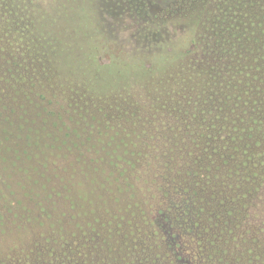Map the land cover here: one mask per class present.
<instances>
[{"label":"trees","instance_id":"obj_1","mask_svg":"<svg viewBox=\"0 0 264 264\" xmlns=\"http://www.w3.org/2000/svg\"><path fill=\"white\" fill-rule=\"evenodd\" d=\"M0 168L22 264H264V0H0Z\"/></svg>","mask_w":264,"mask_h":264},{"label":"rangeland","instance_id":"obj_2","mask_svg":"<svg viewBox=\"0 0 264 264\" xmlns=\"http://www.w3.org/2000/svg\"><path fill=\"white\" fill-rule=\"evenodd\" d=\"M169 1L171 0H156V2L159 3L169 2ZM112 134L109 133L108 135L111 142H114L112 141L113 137H115L119 142H122L124 140V139H120L123 138L122 133L120 135L117 134L118 136L114 133ZM133 138H135L138 147L140 148L145 147L140 137H136L134 134H130L128 136V139H130V141L133 140ZM153 142L155 143L156 146L165 148V150H168L170 146V143H168L166 139H160L159 137H155L153 139ZM92 143L95 142L93 141ZM116 150H118V152L116 151L111 152L110 150L109 153L117 157L116 159H114L113 162L116 165V168H118L119 167L118 165L121 163L123 168L124 163L122 162V155H121L122 152L119 153V149ZM153 150L154 149L151 148L150 146L149 152L155 154ZM157 154L160 155L161 161H164L165 163L170 162L169 161L170 154H166L165 156H163L162 153L158 151ZM72 156L74 155H71V157ZM75 156H78V154ZM88 157L96 158L97 156L88 154ZM118 157L120 158V160ZM118 160L121 162H119ZM157 162H159V160L156 161L155 159L154 162L155 167L163 168L157 166ZM106 166H107L106 168H102L104 172L114 173L117 175V173L114 172L115 170L112 168V166L110 165H106ZM20 169L21 168H0V218H1L0 219V264H13L11 257L13 258L15 257L13 261H16V264H22L21 261H19V258L20 256L27 254V252L23 251L24 249L29 250L30 248L31 242L34 239V235H32L31 233L42 234L44 231H42V227L39 225L40 223H42V221H46L47 218L53 219L52 222L56 226L58 225V221H60L61 219V216H59L58 214L57 206L54 205L56 201L60 200V198H56V197L53 198L52 200H50L48 206L43 207L41 205H38L41 204L42 202H40V200L35 195L30 194L28 191H26L27 193L26 197L22 195H20L21 197H19V199L25 201L24 204L27 207L26 209H22L21 207H16V205L13 206V204L11 206L7 205L4 208L2 203H4L3 201L9 200L8 196H12L11 192L15 191L18 193L21 188L20 186L23 185L25 186L28 183L27 181H24L26 176L23 177L24 174H20L21 173ZM71 169L72 168H69V170ZM59 170L60 168H56V172ZM60 175L63 176L62 171L60 172ZM49 176L50 174L48 175V177ZM48 177H47V181H48ZM110 179L114 182L116 186L122 185L121 178L114 175H110ZM13 180L15 181L13 182ZM41 182L42 184L46 183L44 179H42ZM62 196L64 197L63 193ZM36 205L38 206L36 207ZM2 219L3 221L1 222ZM52 234L57 235L58 233L56 232ZM36 239L38 238L35 237V240ZM188 243H189L188 247L184 251H182L183 254H185L186 256V260L184 264H196L195 263L196 261L195 260L193 261L192 256L190 255L194 251V248L191 245V237H189ZM44 261L45 258H42L41 262ZM24 264H33V262H31V258H26Z\"/></svg>","mask_w":264,"mask_h":264}]
</instances>
